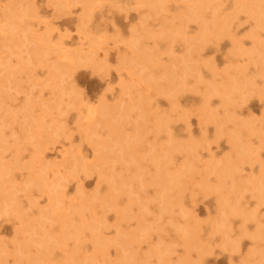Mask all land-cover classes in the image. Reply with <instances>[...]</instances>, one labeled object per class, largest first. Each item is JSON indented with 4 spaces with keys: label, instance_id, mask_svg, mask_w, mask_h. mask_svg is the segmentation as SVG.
<instances>
[{
    "label": "rangeland",
    "instance_id": "374dc122",
    "mask_svg": "<svg viewBox=\"0 0 264 264\" xmlns=\"http://www.w3.org/2000/svg\"><path fill=\"white\" fill-rule=\"evenodd\" d=\"M0 264H264V0H0Z\"/></svg>",
    "mask_w": 264,
    "mask_h": 264
},
{
    "label": "bare ground",
    "instance_id": "6f19581e",
    "mask_svg": "<svg viewBox=\"0 0 264 264\" xmlns=\"http://www.w3.org/2000/svg\"><path fill=\"white\" fill-rule=\"evenodd\" d=\"M199 1V0H198Z\"/></svg>",
    "mask_w": 264,
    "mask_h": 264
}]
</instances>
